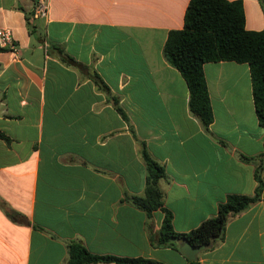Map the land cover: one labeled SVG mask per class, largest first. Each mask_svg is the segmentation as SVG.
Instances as JSON below:
<instances>
[{
  "label": "crops",
  "instance_id": "0c3cea01",
  "mask_svg": "<svg viewBox=\"0 0 264 264\" xmlns=\"http://www.w3.org/2000/svg\"><path fill=\"white\" fill-rule=\"evenodd\" d=\"M46 1V15L31 18L34 0H0V28L15 44L0 49V264H66L71 241L187 264L180 238L154 242L163 208L185 232L227 193L254 191L264 127L247 62L202 63L212 110L204 128L162 52L188 0ZM240 1L244 27L261 29L264 0ZM142 143L164 169L161 206L149 213L128 198L144 186ZM260 176L259 197L196 264H264V160Z\"/></svg>",
  "mask_w": 264,
  "mask_h": 264
},
{
  "label": "trees",
  "instance_id": "16d2710c",
  "mask_svg": "<svg viewBox=\"0 0 264 264\" xmlns=\"http://www.w3.org/2000/svg\"><path fill=\"white\" fill-rule=\"evenodd\" d=\"M262 8L264 12V4ZM1 48L5 47L0 46ZM162 52L165 59L183 77L188 91V110L197 117L204 128H207L212 120V110L202 63L220 59L247 62L255 115L259 125L264 127V26L257 30L244 27L240 0H188L183 13L182 26L168 30ZM61 56L71 59L65 52ZM117 108L119 109L118 106ZM140 153L145 164L144 186L141 193L130 194L128 198L133 204L149 213L152 209L161 206L162 191L158 179L164 175V169L149 155L143 143ZM263 160L264 149L258 155L255 164L256 184L252 194L227 193L217 203L214 214L188 231L174 230L171 224V212L163 208L162 221L156 231L154 242L158 245H166L171 243L172 239L185 237L193 244L201 242L211 244L221 238L226 221L259 197L262 187L260 169ZM66 251V264H85L100 259L131 264H161L155 259L146 257L95 254L76 241L69 242ZM196 263V259L187 262V264Z\"/></svg>",
  "mask_w": 264,
  "mask_h": 264
},
{
  "label": "built area",
  "instance_id": "2783aa9c",
  "mask_svg": "<svg viewBox=\"0 0 264 264\" xmlns=\"http://www.w3.org/2000/svg\"><path fill=\"white\" fill-rule=\"evenodd\" d=\"M48 8V3L46 0H34L31 9L30 17H40L45 16ZM0 46L13 49L15 44L13 43L10 29L7 27L0 28Z\"/></svg>",
  "mask_w": 264,
  "mask_h": 264
},
{
  "label": "water",
  "instance_id": "95a60500",
  "mask_svg": "<svg viewBox=\"0 0 264 264\" xmlns=\"http://www.w3.org/2000/svg\"><path fill=\"white\" fill-rule=\"evenodd\" d=\"M180 241L179 249L189 260L195 259L198 251L208 245L205 242L198 244L190 243L185 237H181Z\"/></svg>",
  "mask_w": 264,
  "mask_h": 264
}]
</instances>
